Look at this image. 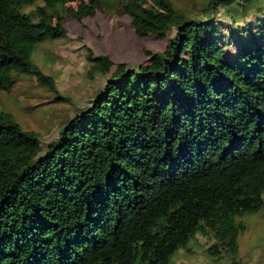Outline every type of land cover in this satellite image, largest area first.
Instances as JSON below:
<instances>
[{"label": "trees", "instance_id": "16d2710c", "mask_svg": "<svg viewBox=\"0 0 264 264\" xmlns=\"http://www.w3.org/2000/svg\"><path fill=\"white\" fill-rule=\"evenodd\" d=\"M98 11L166 47L136 68L89 51L110 76L49 142L0 109V264H169L199 233L237 254L264 208V0H0V92L27 74L66 100L32 53Z\"/></svg>", "mask_w": 264, "mask_h": 264}, {"label": "rangeland", "instance_id": "374dc122", "mask_svg": "<svg viewBox=\"0 0 264 264\" xmlns=\"http://www.w3.org/2000/svg\"><path fill=\"white\" fill-rule=\"evenodd\" d=\"M173 1L193 15L200 13L202 0ZM222 17L223 29L232 27L227 24L228 19ZM65 26L67 35L38 44L32 53V61L44 73L54 77L58 94L66 100L54 99V92L27 74L18 76L11 91L0 92V109L12 112L24 129L40 133L44 142L55 138L64 120L88 105L110 76L98 72L91 76L93 62L88 59L89 51L106 56L116 64L126 63L136 68L147 61L146 49L163 51L167 43V39L156 35H137L130 17L121 13L98 11L82 20L68 16ZM238 220L245 222L246 229L238 237L237 254H213L209 248L216 241L215 236L199 233L171 256L169 264H233L236 261L264 264V208L247 212Z\"/></svg>", "mask_w": 264, "mask_h": 264}]
</instances>
